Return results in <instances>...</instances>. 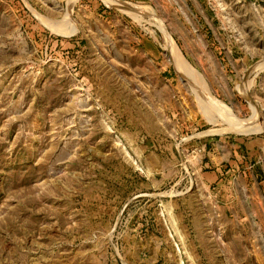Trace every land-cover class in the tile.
Masks as SVG:
<instances>
[{
    "label": "rangeland",
    "instance_id": "1",
    "mask_svg": "<svg viewBox=\"0 0 264 264\" xmlns=\"http://www.w3.org/2000/svg\"><path fill=\"white\" fill-rule=\"evenodd\" d=\"M0 264H264V0H0Z\"/></svg>",
    "mask_w": 264,
    "mask_h": 264
},
{
    "label": "bare ground",
    "instance_id": "2",
    "mask_svg": "<svg viewBox=\"0 0 264 264\" xmlns=\"http://www.w3.org/2000/svg\"><path fill=\"white\" fill-rule=\"evenodd\" d=\"M135 6V5H134ZM128 7V6H127ZM131 8V7H130ZM133 8V7H132ZM135 9V8H134ZM127 10V9H126ZM142 10V9H141ZM132 14H134V13H132ZM174 47V46H173ZM173 49V48H172ZM173 51V50H172ZM175 53V52H174ZM175 54H177V53H175ZM179 54V53H178ZM180 58V57H179ZM181 59V58H180ZM176 60H177V58H176ZM182 62V61H181ZM184 62H186V61H184ZM176 63H177V61H176ZM187 64V63H186ZM179 65H180V63H179ZM178 65V66H179ZM188 66V65H187ZM180 67V66H179ZM184 67V66H183ZM183 67H181V68H183ZM188 68V67H187ZM184 69V68H183ZM188 70H189V68H188ZM183 74L185 73V72H182ZM188 74H190V72L188 73ZM195 76V75H194ZM195 78H197V77H195ZM198 79V78H197ZM194 81H197V80H194ZM200 81V80H199ZM204 88V87H203ZM209 105V104H208ZM210 106V105H209ZM222 107V106H221ZM224 109V108H223ZM226 110V109H225ZM231 121V120H230ZM236 121V120H235ZM255 123V122H254ZM238 125V124H237Z\"/></svg>",
    "mask_w": 264,
    "mask_h": 264
}]
</instances>
